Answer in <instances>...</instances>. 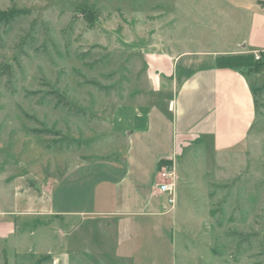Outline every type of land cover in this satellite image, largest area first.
<instances>
[{
  "label": "rangeland",
  "instance_id": "1",
  "mask_svg": "<svg viewBox=\"0 0 264 264\" xmlns=\"http://www.w3.org/2000/svg\"><path fill=\"white\" fill-rule=\"evenodd\" d=\"M175 1L0 0V67L10 68L0 77V209L79 163L120 157L151 102L145 52L194 48L222 29L189 22L193 4L216 20L224 0H177L180 13ZM255 97L243 146L177 161L174 218L160 240L149 230L134 264H264V86Z\"/></svg>",
  "mask_w": 264,
  "mask_h": 264
},
{
  "label": "crops",
  "instance_id": "2",
  "mask_svg": "<svg viewBox=\"0 0 264 264\" xmlns=\"http://www.w3.org/2000/svg\"><path fill=\"white\" fill-rule=\"evenodd\" d=\"M198 5L190 6L189 23L222 26L214 43L199 28L194 48L145 52L151 102L126 132L123 153L114 161L79 163L36 196L21 194L14 208L0 209L1 264L8 254L36 258L34 264H134L145 256L149 230L160 240L177 208L176 198L170 205L157 190L159 162L177 163L188 150L221 154L245 144L256 120L252 89L264 86V67L249 74L218 69L215 60L264 54V0H224L216 20ZM175 8L180 13L177 0ZM88 165L92 171H84Z\"/></svg>",
  "mask_w": 264,
  "mask_h": 264
},
{
  "label": "trees",
  "instance_id": "3",
  "mask_svg": "<svg viewBox=\"0 0 264 264\" xmlns=\"http://www.w3.org/2000/svg\"><path fill=\"white\" fill-rule=\"evenodd\" d=\"M215 66L218 69H234L240 72L246 70L249 74H254L259 72L261 68L264 67V54L260 53V59L255 60L253 54H240V55H226L217 57L215 60ZM10 75L9 66L0 67V77H5ZM254 94V103L257 114V101H256V91L257 89H252ZM169 160H161L159 162V167L163 164L168 163Z\"/></svg>",
  "mask_w": 264,
  "mask_h": 264
},
{
  "label": "built area",
  "instance_id": "4",
  "mask_svg": "<svg viewBox=\"0 0 264 264\" xmlns=\"http://www.w3.org/2000/svg\"><path fill=\"white\" fill-rule=\"evenodd\" d=\"M255 60L260 59V53L253 54ZM157 190L161 194L167 195V202L173 205L175 202L176 188V159L172 158L168 163L159 167L157 173Z\"/></svg>",
  "mask_w": 264,
  "mask_h": 264
}]
</instances>
